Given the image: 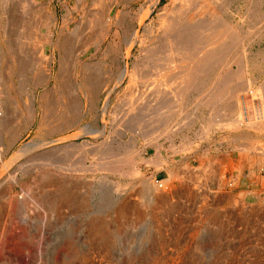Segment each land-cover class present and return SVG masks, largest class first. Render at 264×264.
<instances>
[{"label":"rangeland","instance_id":"obj_1","mask_svg":"<svg viewBox=\"0 0 264 264\" xmlns=\"http://www.w3.org/2000/svg\"><path fill=\"white\" fill-rule=\"evenodd\" d=\"M109 1L114 3V26L98 48L101 27L91 22L88 10H99ZM173 1L0 0V206L10 212L0 224V264H264V154L248 149L251 141L264 144V130L252 129V124L264 123V0H239L244 16L236 45L214 62L184 101L174 103V92L166 91L161 103L151 100L158 74L145 83L119 78L137 57H144L146 67L152 68L158 56L165 55L157 27L150 35L138 15L145 16V25H155L159 12ZM44 3L58 19L55 41L63 31L62 45L46 49L54 55L47 80L38 64L36 30L49 22L40 7ZM233 9H222L227 23H232ZM131 36L133 42L138 36L146 40L143 49L136 45L126 57L125 42ZM146 52L157 55L144 60ZM76 60L77 81H82L80 66L87 64L86 78L103 86L97 96L86 87L80 89L84 103L79 109L68 105V97L76 94L69 78L70 63ZM16 107L20 114L15 117ZM32 108L36 119L30 124ZM238 113L246 126L228 128ZM210 116L227 126H214L206 134ZM98 129H105V134L98 135ZM126 156H134V162L113 171L112 163ZM134 164L137 175L128 171ZM43 173L55 177L54 183L63 181L72 195L59 213L41 200L56 192L53 187L38 190ZM14 177L19 178L17 184L12 183ZM151 181L154 188L161 186L163 202L152 186L146 187ZM35 189L36 200L27 204Z\"/></svg>","mask_w":264,"mask_h":264},{"label":"bare ground","instance_id":"obj_2","mask_svg":"<svg viewBox=\"0 0 264 264\" xmlns=\"http://www.w3.org/2000/svg\"><path fill=\"white\" fill-rule=\"evenodd\" d=\"M4 1V0H3ZM85 2V1H84ZM105 2V1H104ZM116 2V1H115ZM221 2V6L218 5V3ZM255 2V1H254ZM260 2V1H259ZM110 3V1H109ZM119 3V2H118ZM114 4V3H113ZM113 4L110 3L109 4H105V7H104V3H103V7H100L99 10H96V11H93V10H88L89 13V16H93L92 19H91V22L95 23V24H100V27H101V30H100V33L98 35V41L96 43V45L99 47H101V44L102 42L106 41L109 37H110V34L112 32V28L114 26V16H112V9H113ZM8 5V4H7ZM82 4H80L81 6ZM86 5V3H85ZM252 5V3H251ZM254 5V3H253ZM5 6V4H4ZM228 6V7H227ZM41 9L44 10V13L46 14V19L49 18V22L48 23H45L38 27L36 26V30H39V42L36 41L37 44H39V58H40V62L38 63L39 65L42 64L43 66V80H47L51 77L52 73L51 71L49 70V67L51 66V61H52V56H49L46 52V49L47 47L49 46H55V48L57 46H61L62 45V41L61 39H63L61 37V35L63 34V31L60 32V37L57 38V41H55V33L53 31V27L56 25V22H57V17L55 15V13H53L49 7H48V3H44L42 6ZM230 8V7H233V11L232 13L229 12V14L233 15L232 16V23L230 25V23L226 20V18L224 17V14L223 13V8ZM254 7V6H252ZM70 8V7H69ZM68 8V9H69ZM94 9V8H93ZM9 11V10H8ZM81 11V10H80ZM253 11V10H252ZM226 12V11H225ZM255 12V11H254ZM114 14V13H113ZM43 15V13L41 14ZM122 15V14H121ZM227 15V14H226ZM225 15V16H226ZM252 15V14H251ZM32 16V15H31ZM38 16V15H37ZM71 16V15H70ZM69 16V17H70ZM139 17V23H140V26L143 25L145 26V29L150 33H153V30L154 28L157 27L158 31L160 32V37L163 38V45L166 46V51H165V55H160L158 56V63H156V65H154V63L152 64V68H147L146 65L144 64L145 61H143L142 58L144 57H137L135 62H133V65L131 67V69L129 71H126L125 73H123V75L121 74V77L119 78V81H123L125 78H129L130 80H132L133 82H144L145 80H147V78L149 76H152V75H157L160 76L158 82H157V88H155V93L152 97V101H154L156 99V102H157V99L162 103V98H164L165 96V92L166 91H169L173 94L174 92V95L175 97H173L174 99H172V101L174 103H177V101L181 102V101H184L185 97L188 96L187 94H189V92L192 90V89H195V86L197 85V82L198 80L204 76L205 74L209 73V70H211V68L215 65H214V62L216 61V63L218 62L219 58H221L225 53H227V49L229 47H232L234 45H236V42L240 39V36L242 35L241 31V24L243 23L242 22V17L244 15H242V10H241V7H240V4H239V0H174L170 5H166L158 14L157 16V20H156V24L153 25H145V16L142 18V15H138ZM43 17V16H42ZM36 18V17H34ZM123 18V17H122ZM68 19V18H67ZM48 20V19H47ZM228 20H229V17H228ZM34 21V20H32ZM37 21V20H36ZM39 23H40V20H38ZM44 21V20H43ZM117 21V20H116ZM71 22V21H70ZM27 23V22H26ZM32 23V22H31ZM58 23V22H57ZM69 23V22H68ZM87 23V22H86ZM119 23V22H118ZM33 24V23H32ZM90 24V23H89ZM92 24V23H91ZM90 24V25H91ZM124 24V23H122ZM201 24H209V25H206L207 28H209L208 30L205 29L206 27H203L201 26ZM83 25H84V22H83ZM83 25H80L79 27L83 26ZM94 25V24H93ZM230 25V27H229ZM27 26V25H26ZM60 26V24H59ZM156 26V27H154ZM29 27V26H28ZM33 28V27H32ZM63 28V27H62ZM69 28V27H68ZM230 28V29H229ZM58 29V28H57ZM70 29V28H69ZM78 27L75 29L77 30ZM80 29V28H79ZM32 30H35V29H32ZM65 30V29H64ZM98 31V30H97ZM34 32V31H33ZM56 32V31H55ZM78 32V31H77ZM217 32V33H216ZM6 33V32H5ZM30 33V32H29ZM59 34V31L57 32ZM156 33V32H155ZM37 34V33H36ZM35 34V35H36ZM68 34V33H67ZM66 34V35H67ZM130 34V33H129ZM131 35V34H130ZM141 35V34H139ZM151 35V34H150ZM1 36V35H0ZM158 36V38H159ZM64 37V36H63ZM68 37V35H67ZM70 37V36H69ZM68 37V38H69ZM156 37V36H155ZM1 38V37H0ZM145 38V39H144ZM141 37V36H138V38L136 39L135 42H133L132 40V36L131 38L129 39H126V57H128L131 53V50L136 46H140L141 49H143L144 47V44H145V40H146V37ZM154 38V37H153ZM74 39V38H73ZM149 39V38H147ZM156 39V38H154ZM153 39V40H154ZM2 40V39H0ZM151 40V38H150ZM91 41V40H90ZM149 41V40H148ZM9 42V41H8ZM67 42V41H65ZM108 42V41H107ZM154 42V41H152ZM156 42V41H155ZM120 43V42H119ZM148 43H151L148 42ZM9 44V43H8ZM64 44V43H63ZM124 44V43H122ZM158 44V43H157ZM150 45V44H149ZM152 45V44H151ZM156 45V44H155ZM38 46V45H36ZM106 46V45H105ZM104 46V48H105ZM122 46V45H121ZM146 46V45H145ZM109 47V46H108ZM118 47V46H117ZM157 47V45H156ZM54 48V49H55ZM59 48V47H58ZM87 48V47H86ZM107 48V47H106ZM113 48V47H112ZM124 48V47H123ZM38 49V48H37ZM152 49V48H151ZM150 49V50H151ZM158 49V48H157ZM156 49V50H157ZM63 50V48H62ZM110 50V49H109ZM85 51V50H84ZM116 51V50H115ZM173 52V55L170 56V52ZM100 52V50H99ZM140 52V51H138ZM143 52V51H142ZM145 52V51H144ZM156 52V51H155ZM84 53V52H83ZM109 53V52H108ZM121 53V52H120ZM68 54V53H67ZM147 55L146 58L144 60H150L152 58V53L150 52H146ZM13 55V54H12ZM51 55V54H50ZM56 55V54H55ZM81 55V54H80ZM108 55V54H107ZM114 55V54H113ZM124 55V54H123ZM140 55V54H139ZM157 55V54H156ZM155 55V56H156ZM228 55V53H227ZM115 56V55H114ZM120 56V55H119ZM153 56V57H155ZM226 56V55H225ZM224 56V57H225ZM71 57V56H70ZM123 57V56H122ZM135 57V56H134ZM223 57V58H224ZM236 57V56H235ZM117 58V57H116ZM67 59V58H66ZM70 60V59H69ZM223 60V59H222ZM56 61V60H55ZM67 62V61H66ZM72 63V61H71ZM70 63V65H72V71L70 75H72V77H69V78H72L73 80V88L76 89L75 91V96L73 98H70L68 97V105L69 106H73L74 108H77L79 109L81 107V105L84 103L83 102V99L82 97L80 96L81 94H79V92H82L80 91V89H82L84 87H86V89H88L91 93L90 94H94L97 96V94L99 92H101L103 86L97 84V82L93 79H87L86 78V71L88 70V68L90 67L89 65L85 64V65H81L80 66V70H81V74L83 75L81 78H82V81H77V65H78V61L76 60L75 62H73L72 64ZM215 63V64H216ZM44 64V65H43ZM60 64H61V67H63L64 65V62L62 60V58H60ZM67 64V63H66ZM90 64V63H89ZM220 64H224L223 62L220 63ZM36 65V64H35ZM218 65V64H216ZM14 65H12L8 70V80L10 82L11 80V76L14 74L13 73V67ZM57 66V65H56ZM60 66V65H59ZM66 66V65H65ZM69 66V64H68ZM148 66V65H147ZM27 66L25 65V67L23 69H25ZM59 67V68H61ZM67 67V66H66ZM70 67V66H69ZM151 67V65L149 66ZM174 67H177V70L174 68ZM22 68V67H21ZM41 68V66H40ZM94 68V67H93ZM31 69V68H30ZM52 69V68H51ZM68 69V68H67ZM99 69V68H98ZM22 70V69H21ZM32 70V69H31ZM63 70V69H62ZM93 70V69H92ZM20 71V70H19ZM123 71V70H122ZM24 72V71H23ZM63 71H61L62 73ZM66 73V72H65ZM80 73V72H79ZM225 73V72H224ZM36 74V73H35ZM229 74V73H228ZM63 75V74H62ZM69 75V76H70ZM89 75V74H88ZM230 75V74H229ZM55 76V75H54ZM223 76V75H222ZM53 77V76H52ZM56 77V76H55ZM230 77V76H229ZM13 78V77H12ZM89 78V77H88ZM153 78V77H152ZM216 78V77H215ZM219 78V77H218ZM80 79V78H79ZM220 79V78H219ZM235 79V78H234ZM209 80V79H208ZM223 80V79H222ZM131 81V82H132ZM157 81V80H156ZM215 81V80H214ZM225 81V79H224ZM44 82V81H43ZM136 82V83H137ZM150 82V81H149ZM154 82V81H152ZM151 82V83H152ZM223 82V81H222ZM12 83V82H11ZM40 83V81H39ZM145 83V82H144ZM216 83V81H215ZM249 83V82H248ZM35 84V83H34ZM44 84V83H43ZM250 84V83H249ZM254 84V83H253ZM41 85V84H40ZM69 85V84H68ZM130 85V84H129ZM140 85V84H139ZM205 85V84H204ZM213 85V84H212ZM211 85V86H212ZM230 85V84H229ZM27 86V85H26ZM131 86V85H130ZM128 86V88L130 87ZM134 86V85H133ZM143 86V83L142 85ZM140 86V87H141ZM147 86V85H146ZM153 86V85H152ZM167 86L169 87V89L167 88ZM217 86V85H216ZM215 86V87H216ZM219 86V85H218ZM233 86V85H231ZM242 86V85H241ZM154 87V86H153ZM156 87V86H155ZM205 87V86H204ZM207 87V85H206ZM249 87V85L246 87V89ZM257 87V86H256ZM259 87V86H258ZM134 88V87H133ZM137 88V87H136ZM235 88V87H234ZM239 88V87H238ZM15 89V88H14ZM67 88H65L66 90ZM126 89V87H125ZM211 89V88H210ZM209 89V90H210ZM226 89V87H225ZM245 89V90H246ZM251 89V87H250ZM257 89V88H256ZM259 89V88H258ZM104 90V89H103ZM197 90V89H196ZM208 90V91H209ZM234 90V89H233ZM236 90V89H235ZM234 90V91H235ZM261 90V89H260ZM84 91V90H83ZM127 91V90H126ZM137 91V90H136ZM141 91V89H140ZM207 91V92H208ZM240 90H238L239 92ZM248 91H249V88H248ZM263 91V90H262ZM28 92V91H27ZM88 92V91H87ZM86 92V93H87ZM195 92V91H194ZM236 92V91H235ZM73 93V92H72ZM89 93V92H88ZM134 93V92H132ZM199 93V92H198ZM197 93V94H198ZM206 94V92H204ZM203 93V94H204ZM217 93V92H216ZM231 93V92H230ZM234 93V92H233ZM127 95H129V93H126ZM140 94V92H139ZM143 94V93H142ZM177 94V96H176ZM201 94V93H200ZM236 94V93H235ZM26 95V94H25ZM61 95V94H60ZM71 95V93H70ZM226 95V94H225ZM228 95H229V92H228ZM232 95V94H231ZM135 96V95H134ZM133 94H131V98H129V100H133ZM141 96V95H140ZM146 96V94H145ZM218 97L219 95L216 94L214 95V97ZM223 96V95H222ZM238 96V95H237ZM236 96V97H237ZM45 96L43 95L42 98H44ZM62 97V96H61ZM137 97V96H136ZM166 97V96H165ZM215 97V98H216ZM233 97V96H232ZM154 98V100H153ZM234 98V97H233ZM58 99V98H57ZM89 99V98H88ZM237 99V98H236ZM47 100V99H46ZM62 100V98H61ZM60 100V101H61ZM95 100V99H94ZM131 100V101H132ZM135 100V99H134ZM138 100V98H137ZM149 100V99H148ZM166 100V99H165ZM197 100V98H196ZM220 100V99H218ZM230 100V99H229ZM228 100V101H229ZM231 100L235 101L234 99L231 98ZM32 101V100H31ZM37 101V100H36ZM35 101V102H36ZM54 101V100H53ZM194 101V100H193ZM198 101V100H197ZM29 102V101H28ZM43 102V101H42ZM130 102V101H129ZM141 102V101H140ZM139 102V103H140ZM199 102V101H198ZM65 103V102H64ZM128 103V102H126ZM133 103V102H132ZM153 103V102H152ZM152 103H148V104H152ZM189 103V102H188ZM196 103V102H195ZM193 103V104H195ZM207 103V102H206ZM225 103V102H224ZM227 103V102H226ZM230 103V102H228ZM227 103V104H228ZM236 105H237V101H235ZM42 104V103H41ZM91 104V101L90 103ZM134 104V103H133ZM131 104V105H133ZM157 104V103H156ZM33 105V104H31ZM39 105V104H37ZM61 105V104H60ZM63 105V104H62ZM67 105V104H65ZM93 105V104H92ZM167 105H170V102L167 103ZM182 105V104H181ZM226 105V104H225ZM19 106V105H18ZM137 106V105H136ZM159 106V105H158ZM45 107V106H43ZM48 107V106H47ZM50 107V106H49ZM84 107V106H83ZM93 107V106H91ZM157 107V106H156ZM173 107V106H172ZM195 107V106H194ZM223 107V106H222ZM34 108V107H33ZM33 108L31 109V116H30V120H31V123H33L34 121V118H35V111L33 110ZM90 108V107H89ZM145 108V106H144ZM196 108V107H195ZM227 108V107H226ZM230 109V107H228ZM38 109V108H37ZM42 109V108H41ZM51 109V108H50ZM66 109V108H65ZM133 109V108H132ZM136 109V108H135ZM147 109V107H146ZM151 109V108H150ZM157 109V108H156ZM164 109V108H163ZM180 109V108H179ZM182 109V108H181ZM222 109V108H221ZM234 109V108H233ZM73 110V109H72ZM90 110V109H89ZM155 110V109H153ZM193 110H196V109H193ZM202 110V109H201ZM200 110V111H201ZM219 110V109H218ZM217 110V111H218ZM228 110V109H227ZM226 110V111H227ZM14 111V110H13ZM39 111V110H38ZM46 111V110H45ZM70 111V110H69ZM68 111V113H69ZM144 111V110H143ZM180 111V110H179ZM216 111V110H215ZM225 111V112H226ZM232 111V109H231ZM235 111V109H234ZM23 112V111H22ZM48 112V110H47ZM47 112L44 113L46 116L47 115ZM52 112V111H51ZM72 112V111H70ZM74 112V111H73ZM171 112V111H170ZM177 112V111H176ZM175 112V113H176ZM219 112V111H218ZM29 113V112H28ZM37 113V112H36ZM53 113V112H52ZM80 113V112H79ZM148 113V112H146ZM179 113H182V112H179ZM215 113V112H214ZM213 113V114H214ZM232 113V112H231ZM235 113V112H233ZM20 114V111L19 109L16 107V110L14 111V115L15 117ZM43 114V115H44ZM151 114V113H150ZM170 114V113H169ZM216 114V113H215ZM214 114V115H215ZM221 114V113H220ZM228 113H226L227 115ZM23 115V114H22ZM40 115H42L40 113ZM38 115V116H40ZM51 116V114H49ZM138 115V114H137ZM144 115V114H143ZM142 115V116H143ZM213 115V116H214ZM229 115V114H228ZM234 114V118L232 119V121L228 124V122H226V125H223L222 123H219V120H216L217 117H214L216 118L215 120L211 119V116L210 118L208 119H211L209 120V122L206 124V128L207 129V133L210 131L211 128H213L214 126H227L228 124V128H242L246 125L243 124V121H241L243 118H241V114L238 113V115ZM141 116V115H140ZM198 116V115H197ZM230 116V115H229ZM72 117H74L72 115ZM75 117H76V114H75ZM146 117V116H145ZM177 117V116H176ZM192 117V116H191ZM195 117V116H193ZM208 117V116H207ZM42 118V117H41ZM45 117H43V120H44ZM167 118V117H166ZM180 118V117H179ZM221 118V115L220 117ZM218 118V119H219ZM36 119V118H35ZM38 119V118H37ZM73 119V118H72ZM140 119V118H139ZM147 119V118H146ZM149 119V118H148ZM185 119V118H184ZM80 120H82L80 118ZM179 120V119H178ZM182 120V119H181ZM204 120V119H203ZM76 121V120H75ZM79 121V120H78ZM141 121V120H140ZM151 121V120H150ZM165 121V120H164ZM175 121V120H174ZM185 121V120H184ZM183 121V122H184ZM208 121V120H207ZM228 121H230L228 119ZM263 121V120H262ZM1 122V120H0ZM29 122V121H28ZM49 122V121H48ZM47 122V123H48ZM80 122V121H79ZM139 122V120L137 119V123ZM142 122V121H141ZM161 122V121H160ZM160 122H158L160 124ZM168 122V121H167ZM167 122H161V123H164V125L167 124ZM177 122V120H176ZM4 123V122H3ZM46 123V121H45ZM72 123V122H71ZM135 123V124H137ZM140 123V122H139ZM157 123V122H156ZM174 123V122H173ZM182 123V122H181ZM203 123V122H201ZM1 124V123H0ZM184 124V123H183ZM188 124V123H187ZM27 125V124H26ZM45 125V124H44ZM162 125V126H164ZM172 124H170L171 126ZM248 125V123H247ZM254 127L252 128L254 130L255 129H260V130H264V123H258V124H252ZM25 126V125H24ZM33 126V125H32ZM169 126V127H170ZM251 126V125H250ZM29 127V126H28ZM176 127V126H175ZM106 128V126H105ZM183 128V127H181ZM219 128V127H218ZM26 129V128H25ZM24 129V130H25ZM176 129V128H175ZM204 129V128H203ZM224 129V127H223ZM167 130V128L165 129V131ZM173 130V129H172ZM177 130V129H176ZM185 130V129H184ZM214 130V129H213ZM240 130V129H239ZM21 131V130H19ZM18 131V133H19ZM27 131V130H26ZM192 131V130H191ZM236 131V130H235ZM25 133V132H24ZM98 135H104L105 134V129L103 130H99L98 129ZM96 133V134H97ZM165 133V132H164ZM184 133V132H183ZM26 134V133H25ZM171 134V133H170ZM187 134V133H186ZM148 134H147V138H148ZM152 137V136H151ZM154 137V136H153ZM152 137V138H153ZM150 138V137H149ZM146 139V138H145ZM157 139V137H156ZM63 140V139H62ZM175 140V139H174ZM255 140V139H254ZM154 141V139H153ZM56 142V141H55ZM147 142L151 143V141H148ZM187 142V141H186ZM254 141H251L249 142V146H248V149H252V150H255V151H259L261 153L264 154V144H260L259 142H257L256 144L253 143ZM121 143V142H120ZM183 143V142H182ZM247 143V142H246ZM245 143V144H246ZM263 143V142H262ZM74 144V143H73ZM152 144V143H151ZM157 144V143H156ZM71 145V144H70ZM75 145V144H74ZM78 145V144H76ZM75 145V147H76ZM84 145V144H83ZM61 146V145H60ZM72 146V145H71ZM81 146V145H80ZM85 146V145H84ZM126 146V145H125ZM161 146V145H160ZM107 147V146H106ZM188 147V146H187ZM246 147V146H245ZM67 148V147H66ZM77 148V147H76ZM186 148V147H185ZM75 149V148H74ZM115 149V148H113ZM242 149V148H241ZM246 149V148H245ZM138 150V149H137ZM183 150V148H182ZM114 151V150H113ZM128 151V150H126ZM157 151V150H156ZM162 151V150H161ZM60 152V151H59ZM118 152V151H117ZM122 152V151H120ZM63 153V152H62ZM65 153V152H64ZM67 153V152H66ZM75 153V152H74ZM110 153V152H109ZM129 153H131L129 151ZM136 153V152H134ZM116 154V153H115ZM160 154V153H158ZM44 155V154H43ZM103 155V153H102ZM114 155V153H113ZM112 155V157H114ZM129 155V154H127ZM132 155V154H130ZM137 155V154H136ZM135 155V156H136ZM75 156V155H74ZM83 156V155H82ZM81 156V157H82ZM154 156V155H153ZM155 156H156V153H155ZM1 157V155H0ZM19 157V156H18ZM70 157V156H69ZM111 157V158H112ZM62 158V157H61ZM108 157H105L104 159H106ZM110 158V159H111ZM134 158V156L132 157H125L124 160H119L115 163H112V167L114 168L113 171H115V168H121L122 170V165L124 164H131L132 162H134L132 159ZM162 158V157H161ZM14 159V158H13ZM64 159V158H63ZM62 159V160H63ZM50 160V159H49ZM60 160V159H59ZM66 160V159H64ZM68 160V159H67ZM143 160V159H141ZM150 160V159H149ZM157 160V159H156ZM55 161V160H54ZM58 161V160H57ZM108 161V160H107ZM110 161V160H109ZM136 161V160H135ZM146 161V160H145ZM158 161V160H157ZM202 161V160H201ZM204 161V160H203ZM202 161V162H203ZM53 162V161H52ZM112 162V161H111ZM147 162V161H146ZM145 162V163H146ZM154 162V161H152ZM64 163V162H63ZM68 163V162H67ZM144 163V164H145ZM149 163V162H148ZM36 164V163H35ZM34 164V166H35ZM52 164V163H51ZM54 164V163H53ZM70 164V163H69ZM68 164V165H69ZM73 164V163H72ZM70 164V165H72ZM138 164V162H137ZM152 164V163H150ZM26 165V164H25ZM65 165V164H64ZM107 165V164H106ZM204 165V164H203ZM60 166V165H58ZM111 166V165H110ZM131 166V165H130ZM8 167V166H6ZM41 167V166H40ZM46 167V166H45ZM54 167V166H53ZM57 167V166H56ZM67 167V166H66ZM30 168V167H29ZM38 168V167H37ZM52 168V167H51ZM94 168V167H93ZM41 168H39L40 170ZM62 169V167H61ZM92 169V168H90ZM107 169V168H106ZM126 169V168H125ZM69 170V169H68ZM112 170V169H111ZM1 171V170H0ZM23 171V170H22ZM26 171V170H25ZM44 171V169L42 170ZM67 171V170H66ZM123 171V170H122ZM130 171L129 173L131 175H137L139 174V170L137 168V166H135V164L132 166V169L131 170H128ZM12 172V171H11ZM17 172V171H16ZM15 172V173H16ZM45 172V171H44ZM216 172V171H215ZM8 173V172H7ZM128 172H126V174L129 175ZM218 173V172H217ZM222 174V173H221ZM24 175V174H23ZM125 175V174H124ZM15 176V175H14ZM146 176V175H145ZM221 176V175H220ZM6 177V176H5ZM9 178V177H8ZM41 182H43V186H38V190L39 189H45L47 187H53L56 192H57V196L55 197L54 194L56 193H53L51 197H46V196H41V200H45V204L49 205V207H51L52 211L56 212V213H59L60 212V209L62 207L63 204L69 202L70 200H72V195L69 191H67L65 189V185L63 183V181L61 180H57L58 182L54 183L52 180L55 178L47 173H43L41 175V177H39ZM57 179V177H56ZM168 179V178H167ZM171 179V178H170ZM12 180V179H11ZM10 180V181H11ZM39 180V179H38ZM175 180V179H173ZM13 184H17L19 182V178L17 177H14L13 180H12ZM148 181V180H147ZM37 182V180H36ZM168 182V181H167ZM165 182L162 183V185H164ZM172 183V182H171ZM7 184V183H6ZM153 184V181L149 182L148 184H146V187L148 188V186H152ZM170 184V183H169ZM10 185V184H9ZM27 185H28V182H27ZM26 185V186H27ZM39 185V184H38ZM168 185V184H167ZM35 186L37 187V185L35 184ZM16 187V186H15ZM11 188V187H10ZM68 188V187H67ZM144 188V187H143ZM154 192H156V194L159 196V199H161V201L163 202L164 200V193L162 194V192H160V188L157 186L154 188V186H152ZM170 188V187H169ZM34 189V188H33ZM172 189V188H171ZM10 190V189H9ZM166 190H169V189H166ZM7 191V190H6ZM36 191V189H35ZM24 192V191H23ZM29 192V191H28ZM40 192V191H39ZM26 193V192H25ZM7 194V193H6ZM5 194V195H6ZM4 195V196H5ZM43 195V192L42 194ZM47 195V194H46ZM154 195V194H153ZM12 196V195H11ZM36 196H37V191L34 192L33 191V195L31 193L30 195V198L27 202V204L33 202V200L35 199L36 200ZM40 196V195H39ZM6 197H8V194L6 195ZM158 198V197H156ZM27 199V198H26ZM32 199V201H31ZM7 200V199H6ZM160 202V201H159ZM4 204V203H3ZM85 205V204H84ZM163 205V203H162ZM7 209V210H6ZM120 213V212H119ZM9 207L7 206H0V224L4 221V219L6 217H9ZM118 215V214H117ZM97 225V224H96ZM94 228V227H93ZM97 228V227H96ZM102 237V236H100Z\"/></svg>","mask_w":264,"mask_h":264},{"label":"built area","instance_id":"obj_3","mask_svg":"<svg viewBox=\"0 0 264 264\" xmlns=\"http://www.w3.org/2000/svg\"><path fill=\"white\" fill-rule=\"evenodd\" d=\"M0 93H1V87H0ZM0 115H1V113H0Z\"/></svg>","mask_w":264,"mask_h":264}]
</instances>
